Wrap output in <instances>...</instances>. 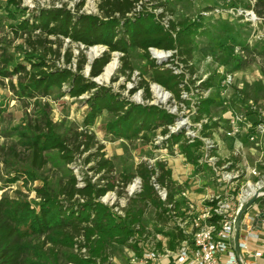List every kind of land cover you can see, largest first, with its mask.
I'll use <instances>...</instances> for the list:
<instances>
[{
    "label": "trees",
    "instance_id": "1",
    "mask_svg": "<svg viewBox=\"0 0 264 264\" xmlns=\"http://www.w3.org/2000/svg\"><path fill=\"white\" fill-rule=\"evenodd\" d=\"M97 1V14L79 12L84 3L81 0L75 10L65 6L39 8L30 13V17H25L20 0H0V9L5 11V18L9 20L10 32L15 37L24 36L26 45L21 58L1 48L0 81L7 79L13 95L26 101L46 98L55 92H58L57 97L72 99L87 94L84 99L87 108L84 125H90L99 114L107 112L111 120L106 124V131L112 137L143 138V133L158 130L165 138L161 144L163 148L172 152L176 147L189 163L198 165V150L202 142L197 138L191 141L182 129L171 132L169 127L174 125V114L155 104L135 103L111 87L97 85L92 79L101 74L112 53H119L118 74L130 80L133 71L130 53L140 51L147 63L149 80H140L129 92L132 94L141 89L143 100L149 101V82H152L168 91L177 103L182 102L181 91L189 92L188 85L195 81L183 83V77L173 74L164 64L175 66L174 57L177 56L192 71L189 63L194 48L193 37L199 24L169 20V29H165L161 23L167 9L164 0ZM140 1L142 8L136 11ZM249 1L244 9L252 10L261 19L264 29V0ZM146 6H150V10ZM157 8L159 13L153 10ZM20 13L19 18L17 14ZM221 27L224 32H231L227 23ZM65 40H68L69 46L62 53ZM70 44H76L77 48L82 46V50L94 46L105 48L99 57L89 63L87 77L82 72L84 65L88 64L86 56L79 50L74 57ZM149 48L174 53L166 62L157 64L150 58ZM74 58L76 62H73ZM60 59L61 64L57 62ZM213 86L212 78H208L200 81L196 89L205 92ZM120 87L124 88V85ZM212 102V98L199 96L194 122L210 117ZM42 108L39 120L16 129L28 159L26 164L16 163L12 168L5 166L6 182L21 181L27 185L36 180L37 172L48 163L50 152H55L65 164L73 162L76 154L87 152L84 163L93 161L89 169L100 176L97 182H91L86 177L82 186H77L75 176L70 174L55 191L44 183L34 188L35 200L0 197V264H60L61 253L65 256L64 264H97V261L103 264L109 262L108 249L112 245L138 252V237L145 231L143 217L149 208L154 212L156 223L161 225L155 230L162 231L167 226V208L159 200L151 177L154 176L157 183L167 188L169 202L175 190L170 169L161 161L153 165L140 162L133 173L114 174L112 161L105 157L102 145L95 148L96 140L91 133L76 132L72 139L64 138L56 132L55 125L48 118V105L43 104ZM212 124L215 125L214 122ZM201 127L204 137H210V132H205L210 126L201 124ZM92 149L95 150L91 152ZM14 154L18 153L14 150ZM134 177L140 179L141 190L128 198L121 216L100 198L117 186L127 185ZM165 235L170 238L168 246L172 248L173 231L167 230ZM74 239L79 240L78 250L85 249V254L71 252ZM131 239L135 240L134 243L129 241Z\"/></svg>",
    "mask_w": 264,
    "mask_h": 264
},
{
    "label": "rangeland",
    "instance_id": "2",
    "mask_svg": "<svg viewBox=\"0 0 264 264\" xmlns=\"http://www.w3.org/2000/svg\"><path fill=\"white\" fill-rule=\"evenodd\" d=\"M80 1L20 0V6L24 9L25 17H30V13H35L39 8L65 6L75 10ZM164 1L167 5L165 18L174 22L185 20L199 24L193 37L194 48L189 63L192 66V71L180 62L179 57H174V62L180 64L184 71V75H176L187 78L188 82L195 81L194 84L188 85L189 92L181 91L184 94L183 101L177 103L171 94L163 88H161L163 96L159 97L152 90L154 84L152 82H149L151 92L149 101L143 100L141 89H136L132 94L129 92L141 82L140 80H149L146 60L141 52L136 50L130 53L133 67L130 80H126L124 76L118 74L120 54L112 53L110 60L115 57L118 61L116 69L108 80L97 81L95 79L94 82L99 86L111 87L114 91L121 92L123 96L135 103L155 104L174 114V125L169 127L170 131L182 129L187 136L197 138L202 142V147L198 150V154H200L198 165L189 163L176 147H173L172 152L163 148L161 144L165 138L159 134L158 130L143 133V138L116 139L112 137L106 131V124L111 120V116L107 112L99 114L90 125H84L87 111L84 99L88 97L87 94L78 99H72L68 96L57 97L58 92L54 91L55 93L49 97L26 101L15 97L9 88L8 80L4 79L2 82L0 81V197L9 196L35 200L34 188L42 186L44 183L55 191L70 174L75 176L77 186H82L86 177L90 178L91 182H97L100 176L89 169L93 165V161L84 163L87 152L76 154L74 161L69 164L62 163L55 152H50L48 153V163L37 172L36 180L27 185H23L21 181L11 184L6 182L7 167L5 166L12 168L16 163L26 164L28 159L23 153L18 136L19 131L16 129L25 123L39 120L43 113V104L48 105V118L55 125L56 132L64 138L70 140L76 132L91 133L96 140L95 148L102 145L105 157L112 161L114 174L133 173L134 167L140 162L149 165H153L157 161L164 162L165 166L170 169L171 178L175 183L174 198L178 193L179 200L182 199L179 196L182 191L187 192L188 198L198 200L208 191L214 190V174L210 162L206 161L209 156L213 158V162H217L216 166L231 164L232 167L242 170L243 181L249 178L246 174L248 168H255L259 174L264 175V135H260L255 141L250 142L244 124L238 136L227 134L232 117L240 116L243 122L251 123L259 120L260 112H264V29L261 21H248L246 16L238 13L239 10H244V5L248 0ZM249 2L253 3V0ZM97 3V0H84L78 11L97 14ZM138 5L141 9V2ZM146 8L149 10L151 7L146 6ZM153 10L157 13L160 12L158 8ZM21 15V13L17 14V17L20 18ZM224 23H227L231 29L229 34L224 32L221 27ZM8 26L9 20L5 18V11L0 9V52L1 48H4L9 53H13L16 58H21L22 51L26 50L24 36L15 37ZM68 46V40H65L61 52L63 53V49ZM70 46L74 57L83 48L82 46L77 48L76 44H70ZM91 48L82 50L88 63L82 70L86 77L89 73L87 69L89 63L105 50L103 47L95 55L90 56ZM158 53L152 51L149 54L150 58L154 59ZM57 62L61 64L62 59ZM73 62H76L75 58ZM74 65L72 63L71 66L74 68ZM168 65H171L169 68L173 72V65L171 63ZM236 65H242V67L236 68ZM227 75L231 79L228 84H224L223 80ZM208 78H212L214 86L205 92L198 91L200 89H196V87L199 82ZM13 81H15L14 77ZM121 85H124V88H121ZM199 96L213 99L209 107L210 117L203 118L199 122L200 126L199 123L193 121ZM213 122L215 125L212 124ZM201 124L210 126L205 129V132H210V137H204L201 133ZM206 140L212 143L213 148L209 149L206 146ZM10 149H14L18 154L15 155L14 150ZM94 150L92 149L91 152ZM137 181V177H134L130 183L121 188L117 186L113 191L102 196L100 200L104 204L112 206L115 212L123 216V208L126 206L128 198L134 193ZM257 202H260L264 209V200L258 199ZM143 224L145 230L149 229L151 233L161 227L156 223L154 212L150 208L143 217ZM166 228L169 230L168 226ZM140 239L141 237H138V240ZM80 244L78 239H74L71 252L85 254V249L78 250ZM128 249L130 250L123 246H110L108 249L109 262L103 264H125L129 254ZM64 257L62 253L59 254L60 264H64ZM97 264H99L98 261Z\"/></svg>",
    "mask_w": 264,
    "mask_h": 264
},
{
    "label": "built area",
    "instance_id": "3",
    "mask_svg": "<svg viewBox=\"0 0 264 264\" xmlns=\"http://www.w3.org/2000/svg\"><path fill=\"white\" fill-rule=\"evenodd\" d=\"M138 4L135 7L136 11L140 10ZM238 13L246 16L248 21H261L252 10H239ZM161 23L167 29L169 19L163 17ZM172 35L174 36V32ZM152 51L161 53L157 57L153 56L157 64L166 62L174 53L149 48V54ZM175 64L172 67L173 73L184 75L181 65ZM230 79L227 75L223 83L228 84ZM182 82L186 84L187 78H183ZM243 124L247 128L248 140L255 141L258 136L264 135V112H260L259 120L251 123L243 122L240 116L232 117L227 134L238 136ZM205 143L209 149L213 148L208 140ZM212 159L209 156L206 161L210 162L214 174V190L208 191L198 200L188 198L185 191L179 193L181 200L178 199V193L174 198V190L173 198L168 202L167 188L157 183L154 176L151 177V184L159 200L164 202L167 208V226L175 235L171 239L173 247L168 246L170 238L165 235L167 226L162 231L154 233L146 229L137 242L139 251L128 249V264H264V216L259 218L260 222L257 220L259 213L261 211L264 213L260 202H257L258 199L264 200V192H259L255 201L240 215L237 227V252L234 250L233 240L236 214L257 190L264 187V175L259 174L255 168H248L246 174L249 178L243 181L242 170L232 167L231 164L216 166L217 162H213ZM137 179L138 184L135 190L133 189V194L141 190V181L138 177ZM129 241L134 243L135 240Z\"/></svg>",
    "mask_w": 264,
    "mask_h": 264
},
{
    "label": "bare ground",
    "instance_id": "4",
    "mask_svg": "<svg viewBox=\"0 0 264 264\" xmlns=\"http://www.w3.org/2000/svg\"><path fill=\"white\" fill-rule=\"evenodd\" d=\"M102 47L101 46H95V47H92L90 52H89V55L90 56H93L95 55L97 52H99V50L101 49ZM159 55V53L157 54V56ZM117 59L115 57H113L107 64L106 66L104 67L103 71L101 72V74L95 78L97 81H106L109 79V77L112 75L113 71L116 69L117 67ZM152 90L159 96V97H162V90H161V87L158 86V85H154L153 84V87H152Z\"/></svg>",
    "mask_w": 264,
    "mask_h": 264
},
{
    "label": "water",
    "instance_id": "5",
    "mask_svg": "<svg viewBox=\"0 0 264 264\" xmlns=\"http://www.w3.org/2000/svg\"><path fill=\"white\" fill-rule=\"evenodd\" d=\"M106 66V65H105ZM87 69L89 70V66H87ZM104 69V68H103ZM87 70V71H88ZM99 76V75H98ZM97 76V77H98ZM95 77V78H97ZM95 78H93L92 80L95 81ZM259 192H264V187L257 190L238 210L237 214H236V217H235V223H234V226H235V231H234V236H233V240H234V250L235 252H237L238 248H237V227H238V222H239V218H240V215L241 213L243 212V210H245L247 207H249L256 199V196ZM264 216V213L263 211H261L259 213V215L257 216V220L258 222H260L259 218L263 217Z\"/></svg>",
    "mask_w": 264,
    "mask_h": 264
},
{
    "label": "crops",
    "instance_id": "6",
    "mask_svg": "<svg viewBox=\"0 0 264 264\" xmlns=\"http://www.w3.org/2000/svg\"><path fill=\"white\" fill-rule=\"evenodd\" d=\"M238 135H239V134H238ZM127 261H128V259H127ZM110 264H116V263H110ZM125 264H128V263L126 262Z\"/></svg>",
    "mask_w": 264,
    "mask_h": 264
}]
</instances>
